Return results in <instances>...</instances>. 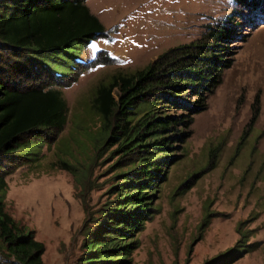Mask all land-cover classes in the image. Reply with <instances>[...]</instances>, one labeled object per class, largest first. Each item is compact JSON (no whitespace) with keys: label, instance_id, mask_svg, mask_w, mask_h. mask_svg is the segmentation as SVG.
I'll return each instance as SVG.
<instances>
[{"label":"rangeland","instance_id":"obj_1","mask_svg":"<svg viewBox=\"0 0 264 264\" xmlns=\"http://www.w3.org/2000/svg\"><path fill=\"white\" fill-rule=\"evenodd\" d=\"M87 4L104 23L105 36L44 52L20 50L13 55L0 50L6 79L22 87L58 88L68 104L64 128L42 130L43 140L29 134L18 162L9 166L7 211L44 243L45 264H82L88 217L96 219L112 205L123 173L139 165L138 156H125L120 138L104 130L103 117L94 107L99 88L145 68L172 48L199 42L209 27L229 29L233 46L227 55L233 66L225 70L191 127L169 131L183 134L167 150L175 160L152 186V216L128 240L134 248L118 264H216L212 260L220 256L231 257L227 264H264L260 8L254 11L243 0ZM114 95L118 98L117 89ZM154 106L135 110L134 121ZM165 112L176 113L157 108L159 116Z\"/></svg>","mask_w":264,"mask_h":264},{"label":"trees","instance_id":"obj_2","mask_svg":"<svg viewBox=\"0 0 264 264\" xmlns=\"http://www.w3.org/2000/svg\"><path fill=\"white\" fill-rule=\"evenodd\" d=\"M243 1L264 14V0ZM106 33L104 23L91 11L87 0H0V50L13 55L20 50H58ZM232 34L229 29L209 27L199 42L172 48L145 68L99 88L94 107L103 117L104 130L111 138H120L124 155L138 156L139 165L123 173L125 178L117 185L116 199L103 208L98 220L88 217L82 264H118L133 250V242L129 244L128 240L152 216L153 203L148 201L152 186L175 158L167 150L172 148L173 140L183 137L169 131L191 127L195 115L206 109L225 70L233 66L234 60L227 55L233 46ZM1 69L0 264H45L44 243L36 239L34 231L22 229L6 209L7 174L9 166L18 162V151L29 134L35 133V140H43L39 135L42 130L64 128L68 104L60 89L22 87L6 79ZM144 105L158 106L134 121L135 110ZM161 107L176 113L159 116L157 108ZM62 165L71 169L66 162ZM80 197L88 214L89 205ZM229 260L231 257L220 256L212 263L227 264Z\"/></svg>","mask_w":264,"mask_h":264}]
</instances>
